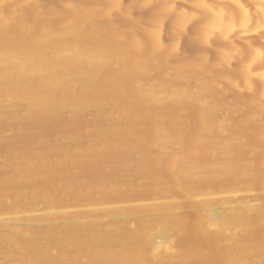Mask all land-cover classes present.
Segmentation results:
<instances>
[{
    "label": "bare ground",
    "instance_id": "obj_1",
    "mask_svg": "<svg viewBox=\"0 0 264 264\" xmlns=\"http://www.w3.org/2000/svg\"><path fill=\"white\" fill-rule=\"evenodd\" d=\"M54 1L0 0V264H264V52L233 69L260 113L228 99L192 129L185 104L210 85L150 69L172 50L164 28L110 46L89 9ZM235 4L249 14H224V42L264 40V4Z\"/></svg>",
    "mask_w": 264,
    "mask_h": 264
},
{
    "label": "rangeland",
    "instance_id": "obj_2",
    "mask_svg": "<svg viewBox=\"0 0 264 264\" xmlns=\"http://www.w3.org/2000/svg\"><path fill=\"white\" fill-rule=\"evenodd\" d=\"M172 1L173 0H55L54 6L60 11L71 15H73L72 6L74 5H82L89 9L92 15V23L96 24L103 31V35L106 37L107 43L110 46L114 45L118 38L128 39L138 36L141 39H145V34L141 30V27L145 25H148L146 28L150 27L149 29L164 28L163 34L165 37L163 39L169 42L168 44H170L172 50L161 54L166 64L161 63V65L157 67L151 65L149 66L150 69L157 73L162 80H166L169 77L177 78L176 75H180L191 83L201 81L210 85V89L207 94H205L206 99L203 102L199 101L196 102V104H185V115L190 120L191 127L193 126L195 128L199 116L205 113L206 106H212L217 112H221L228 99H232L236 103L235 110L237 113H244L247 115L259 114L261 106L254 104L249 108H244L242 106L246 100L251 98V94L249 95V93L254 95V92L243 93L244 91H238V94L242 95L240 97L236 94L234 88L237 89V84L240 85V83H242L241 81H247L248 77L241 72L239 73L242 75L239 73L237 75L233 69H237L238 67L242 69L241 65L243 66L250 62L249 56L243 55L242 52H250L251 50H260L264 52V40L254 39V35L251 34V39L245 41V44H241L244 41L237 38L234 43L229 42V44H227L228 42H224V39L221 37L230 27L229 24H225L226 26H224L220 23L221 21H228L229 16L226 14L233 12L234 14L232 16L243 19L247 18L249 14L248 11L236 7L235 1L238 0H234V2L233 0H231L232 2L230 0H174L175 6L174 3H171ZM239 1L242 2L245 7L248 6L247 8L249 9H252L256 2L264 4V0ZM171 5H173V7H171ZM173 8L175 9L173 10ZM224 14L228 19L225 18ZM150 15L153 18H150ZM262 15L263 14H259V17L257 16V19L255 18L256 22L254 21L251 28L257 27V22H263L264 17ZM73 18L76 19V16L73 15ZM148 18L153 21H147L149 20ZM148 22H150L153 28L149 26ZM260 24H258L260 27H258L259 31L257 32L264 33V27ZM173 27L176 33L174 29H172ZM170 31L173 33H171V37H167ZM252 39L255 40L254 43L251 42L253 41ZM240 41L241 43L239 44ZM142 54H144V50H141L140 53L129 54V57L137 59ZM113 63L114 62H111L109 66H112ZM254 69L256 71L264 70V64L256 63ZM189 71H194V74H184V72ZM228 77L234 81V85L226 81ZM251 78V80L256 83L257 90H264V88H261V86L264 85V83L262 84L261 82L264 81H260V78L257 79V77V81L255 78ZM224 87L226 88L225 90H223ZM221 89L224 91V95H222ZM190 90L192 92L197 91L194 86H190ZM131 100L128 102V104H131L130 106L135 107L138 105L137 99L132 98ZM162 109L164 113H169L172 110L169 104L163 105ZM263 121L264 120H262V122ZM47 125L45 133L55 137L56 132L54 131V125L52 123H48ZM79 127V123H76L72 127V130L77 131ZM193 127L192 129H194ZM142 135L145 138H149L150 131L144 130ZM217 135L218 137L222 136L220 134ZM143 152L144 157L152 159L154 165L157 166V160L160 156L159 153L157 151L151 152L147 149ZM254 188L258 195L262 194V191H260L258 187Z\"/></svg>",
    "mask_w": 264,
    "mask_h": 264
}]
</instances>
